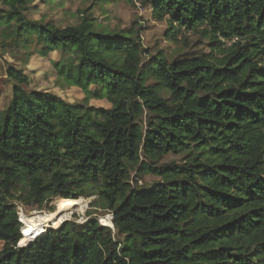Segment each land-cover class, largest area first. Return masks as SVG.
<instances>
[{"label":"trees","instance_id":"1","mask_svg":"<svg viewBox=\"0 0 264 264\" xmlns=\"http://www.w3.org/2000/svg\"><path fill=\"white\" fill-rule=\"evenodd\" d=\"M35 1L0 0L1 46L23 47L26 62L60 52L57 77L84 98L28 88L23 69H8L0 264H264V0H139L170 38L209 39L210 55L173 61L87 11L65 27L32 20ZM169 154L181 162L161 163ZM144 174L158 179L140 185ZM93 196L113 226L66 220L21 245L19 207Z\"/></svg>","mask_w":264,"mask_h":264},{"label":"rangeland","instance_id":"2","mask_svg":"<svg viewBox=\"0 0 264 264\" xmlns=\"http://www.w3.org/2000/svg\"><path fill=\"white\" fill-rule=\"evenodd\" d=\"M101 1L65 0L63 4L51 7L43 4L40 0H36L34 5H37L38 8H35L29 13V18L38 20L40 23L53 21L59 26L65 27L78 24L81 21V15L86 14L87 11V14L93 13L98 21L97 24L107 31L118 32L123 30L130 32L133 30L135 35L139 34L144 49H147L151 53L163 50L170 61L187 54L210 55L212 53L209 39L198 32H185L178 39L170 38L168 32L171 26L167 20L156 19L152 14V10L139 0H107L109 3L103 4L102 6L99 5ZM12 26L14 29L18 28L16 22H13ZM31 34L26 33L25 35L28 37ZM35 49L36 45L31 44L28 50L33 52ZM26 53L27 50L23 47H8L5 49L0 44V111L7 107L12 97L13 80L8 75V69L10 67L23 69L30 76L28 88L52 91L70 102H83L84 94L80 90L72 86L68 81L60 80L57 77L54 63L64 61L60 52H53L49 57L45 58L36 54L28 62H26ZM221 55V53H217L218 57ZM89 105L105 108L110 107V103L105 99H91ZM160 161L161 163L171 161L180 163L181 156L169 154ZM133 176L137 179L135 172H133ZM138 178L140 179L139 184L144 186H148L158 179L154 174H144ZM96 198L97 196L91 198L82 197L80 198L82 206L78 204L70 210L61 211L59 218L62 217V219L59 224L65 220L72 219H78L79 222H84L89 216H95L99 217L102 224L111 225L112 213L101 208V203ZM59 201L60 199H54L50 204L43 207L29 206L22 207L21 210L19 209L20 221L23 223V228L26 224L25 217L40 216L44 219L48 214H52L50 212L51 207H55V212L58 211ZM39 223L42 226V231H40L39 235L47 228L55 226L54 221L45 222L42 220ZM1 247L2 242H0Z\"/></svg>","mask_w":264,"mask_h":264},{"label":"bare ground","instance_id":"3","mask_svg":"<svg viewBox=\"0 0 264 264\" xmlns=\"http://www.w3.org/2000/svg\"><path fill=\"white\" fill-rule=\"evenodd\" d=\"M83 202H84V200H83ZM58 203H59L58 204V208H59L58 211L57 212H53L52 214H48L46 216V218H44V219L42 217H40V216L25 217L24 220H25L26 224H25L24 232L26 230V235H25V238L23 240V243L30 242L37 235H39L40 231L42 230V226H41V223H39V221H42V220L45 221V222L54 221L55 222V226H58L60 221H61V219H62V217L59 218V215H60L61 211L70 210L75 205H78V204L81 205L82 201H81V199L75 200V199H62L61 198ZM111 226H113L112 223H111ZM22 231H23V229H22Z\"/></svg>","mask_w":264,"mask_h":264},{"label":"water","instance_id":"4","mask_svg":"<svg viewBox=\"0 0 264 264\" xmlns=\"http://www.w3.org/2000/svg\"><path fill=\"white\" fill-rule=\"evenodd\" d=\"M66 221V220H65ZM65 221H63V222H65ZM63 222L61 223V224H59L57 227H60L62 224H63ZM52 227H55V226H52ZM56 228V227H55ZM29 242H27V243H21V245H26V244H28Z\"/></svg>","mask_w":264,"mask_h":264},{"label":"built area","instance_id":"5","mask_svg":"<svg viewBox=\"0 0 264 264\" xmlns=\"http://www.w3.org/2000/svg\"><path fill=\"white\" fill-rule=\"evenodd\" d=\"M19 209L21 210V209H22V207H19ZM20 219H21V217H20Z\"/></svg>","mask_w":264,"mask_h":264}]
</instances>
